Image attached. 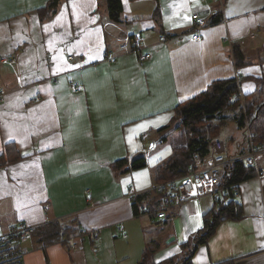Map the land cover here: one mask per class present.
Returning <instances> with one entry per match:
<instances>
[{"label":"crops","instance_id":"1","mask_svg":"<svg viewBox=\"0 0 264 264\" xmlns=\"http://www.w3.org/2000/svg\"><path fill=\"white\" fill-rule=\"evenodd\" d=\"M52 1L0 0V155L7 149L14 158L0 163V232L18 221H79L82 234L68 243L33 239L26 264H140L152 239L156 262L180 255L204 227L213 198H189L169 217L152 219L125 194L131 185L139 194L154 191L155 170L177 141L159 130L180 102L234 78L236 68L242 94L257 89L264 0H153L148 19L129 14L140 0H123L121 21L110 17L106 0ZM208 9L202 39L193 40L192 13ZM134 34L151 54L144 64L120 47ZM139 155L146 166L114 167ZM239 200L244 216L222 221L193 264H264V178L243 181Z\"/></svg>","mask_w":264,"mask_h":264},{"label":"trees","instance_id":"2","mask_svg":"<svg viewBox=\"0 0 264 264\" xmlns=\"http://www.w3.org/2000/svg\"><path fill=\"white\" fill-rule=\"evenodd\" d=\"M106 1L110 17L114 21H121V13L126 7L123 0ZM55 5L57 0L50 3V6ZM213 20L217 22L219 18L214 17ZM254 79L258 83L257 89L243 97L235 79L225 78L214 81L206 90L179 103L172 121L159 130L171 131L177 141L171 157L156 168L155 183L179 178L188 168L203 166L214 141L222 139L231 123L235 125V129L228 132L229 146L226 142L230 156L242 155L250 150L246 131L247 120L250 123L253 145L264 147V78ZM231 97H234V100H231ZM167 140V136H164V141ZM6 152L7 149L0 155V163H8L14 159L6 158ZM19 157L20 154L16 151L15 159ZM146 165L145 155H139L131 159L123 158L115 162L114 167L124 168V172H127ZM256 176V168L246 165L243 161L226 165L220 184L224 190L214 202V209L204 214V227L182 245V253L162 262H156L154 247L158 240L152 239L146 247L140 264H193V257L198 247L208 242L222 221L241 219L244 216L243 204L239 200V186L243 181ZM169 195L170 191L167 188L161 192L147 191L138 194L134 201L135 210L138 214L143 213L142 208L157 210ZM82 231L76 218H65L37 226L33 239L40 246L57 242L68 243L73 237L82 234ZM217 264H237V262L230 259Z\"/></svg>","mask_w":264,"mask_h":264},{"label":"built area","instance_id":"3","mask_svg":"<svg viewBox=\"0 0 264 264\" xmlns=\"http://www.w3.org/2000/svg\"><path fill=\"white\" fill-rule=\"evenodd\" d=\"M208 1V0H206ZM222 2V0H213ZM211 10L193 12L192 19V39L200 41L202 39V30L208 25ZM231 41V40H230ZM121 49H133L138 54L139 62L144 64L150 59L151 54L144 52L142 49V37L140 35L126 36L120 45ZM73 58V56H70ZM13 62V59H7ZM109 62H116L117 57L107 55ZM242 73L236 68L234 79L239 88L240 95L243 97L241 90ZM71 88L75 91L80 89L79 84L71 83ZM5 91H0V101H4ZM234 100V97H231ZM246 131L250 141V150L242 155L230 156L228 147L223 139L214 141L210 153L205 157V165L199 168H188L187 172L179 178L170 179L161 183H154L152 190L161 192L165 188L170 191V195L166 197L163 205L157 210H145L142 212L149 214L152 218H167L168 211L182 205L189 198L202 197L210 195L214 201L218 199L224 188L220 185L222 175L226 165L243 161L248 166H253L257 170V178H264V167L261 161L264 160V147H256L252 142V134L250 132V123L247 120ZM139 194L134 185L129 187L125 196L134 201ZM37 226L29 224L25 221H18L10 226L4 232H0V264H26V257L33 250V236Z\"/></svg>","mask_w":264,"mask_h":264},{"label":"rangeland","instance_id":"4","mask_svg":"<svg viewBox=\"0 0 264 264\" xmlns=\"http://www.w3.org/2000/svg\"><path fill=\"white\" fill-rule=\"evenodd\" d=\"M131 9H135L133 13L129 14H136L139 17H144L145 19H148V15L152 13V9L154 8V1L153 0H140L136 1L130 4ZM139 24H142V21H140ZM227 133H225L222 138L226 140L228 146H229V136L228 132H232L233 129H235V125L233 123L230 124V127ZM262 164H264V160L261 161Z\"/></svg>","mask_w":264,"mask_h":264},{"label":"water","instance_id":"5","mask_svg":"<svg viewBox=\"0 0 264 264\" xmlns=\"http://www.w3.org/2000/svg\"><path fill=\"white\" fill-rule=\"evenodd\" d=\"M175 240V238L174 237H171L169 240H168V242H171V241H174Z\"/></svg>","mask_w":264,"mask_h":264},{"label":"snow or ice","instance_id":"6","mask_svg":"<svg viewBox=\"0 0 264 264\" xmlns=\"http://www.w3.org/2000/svg\"><path fill=\"white\" fill-rule=\"evenodd\" d=\"M59 19V18H58ZM46 28H47V26H45ZM59 70V69H58ZM130 140H131V138H130ZM138 176L140 175V174H137Z\"/></svg>","mask_w":264,"mask_h":264}]
</instances>
